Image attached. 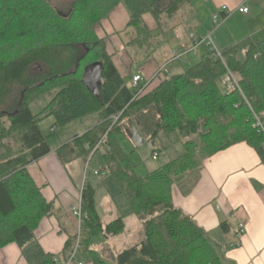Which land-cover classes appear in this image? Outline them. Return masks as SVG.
Returning a JSON list of instances; mask_svg holds the SVG:
<instances>
[{
	"label": "trees",
	"instance_id": "trees-1",
	"mask_svg": "<svg viewBox=\"0 0 264 264\" xmlns=\"http://www.w3.org/2000/svg\"><path fill=\"white\" fill-rule=\"evenodd\" d=\"M124 4L129 12L125 45L135 58L158 46L171 21L191 5L190 0H75L64 13L50 0H0V247H26L35 230L54 213L55 203L43 195L29 166L52 151L40 123L55 117L54 128L97 113L99 122L75 135L56 150L63 164L101 153L104 168L128 199L131 213L144 227V239L111 258L93 248L101 236H118L125 216L104 223L96 208V189L88 181L81 192L80 245L94 264H221V255L208 232L176 208L174 187L187 172L233 144L246 141L264 159V134L254 125L264 120V50L258 41L245 48L221 50L223 59L204 55L200 62L168 78H158L152 89L135 96L136 89L120 73L109 44L111 35L101 26ZM151 15L157 29L145 20ZM109 19V18H108ZM98 26V28H97ZM170 26V27H169ZM133 32V33H132ZM134 34V35H133ZM135 59V60H136ZM102 62V84L95 93L83 80L86 68ZM43 66L35 72L34 64ZM239 87L223 92L220 79L228 72ZM30 84H27L29 83ZM43 95L50 101L40 113L31 102ZM117 117V120L115 119ZM135 123L154 148L163 152L178 143L185 150L167 164L139 176L119 140ZM15 136V146L3 143ZM159 154V153H158ZM228 223L221 228L229 229ZM77 236H71L60 259L68 260ZM43 264H60L47 254Z\"/></svg>",
	"mask_w": 264,
	"mask_h": 264
},
{
	"label": "crops",
	"instance_id": "crops-1",
	"mask_svg": "<svg viewBox=\"0 0 264 264\" xmlns=\"http://www.w3.org/2000/svg\"><path fill=\"white\" fill-rule=\"evenodd\" d=\"M190 1L189 8L191 10L193 7V13L187 9L181 11L174 19L175 26L172 29L178 30L181 45L177 49L172 48L173 54L181 52L191 39L208 35H211L220 50L237 46L240 50L239 58L241 51L252 41L260 42L264 50V0H247L250 7L247 14L237 10L244 0ZM224 5L232 12L219 26H214L213 16L216 13L224 16ZM129 19V12L124 4H119L104 23L105 34L111 35V52H114L113 48L120 51L121 46L131 40L125 39L130 35L127 29ZM145 20L151 29H157L151 15H146ZM194 52L196 61L200 62L202 57L208 54V47L201 45ZM117 57H114L115 63ZM116 64L123 76L129 75V69L123 72L119 64ZM159 68L157 62L150 60L142 70L134 72L131 76L141 73L146 84H153L158 80L154 78ZM159 76L161 77V74ZM53 129L57 130L54 127ZM122 135L137 143L144 139L148 141L135 123L131 124L127 134ZM58 148H52L49 154L29 166V171L45 198L55 203L54 213L42 219L35 230L34 241L28 246L23 248L13 242L0 247V264H43L47 254L55 255L60 264H94L91 254L84 252L81 245L71 253L68 260L60 259L67 240L71 236L78 238L82 225L74 215L73 207H80L81 192L87 179L83 186L79 187L73 163L82 158L65 165L56 152ZM96 154L98 153H94L92 158L87 160L89 166ZM101 170L95 171L100 174ZM95 171L94 174L99 175ZM172 200L176 208L192 217L208 232L210 241L221 255V264H264V159L248 142H239L217 152L204 162L200 170L188 173L174 187ZM108 206L115 210L116 218L123 214L126 219L130 214L123 212L114 197L108 202ZM240 222L246 224V233L243 236L238 235ZM222 223L230 225L227 231L221 228ZM117 237L108 236L104 239L101 236V242L93 245V248L102 257L111 258L121 247ZM237 242L241 244L236 246ZM88 255L89 258H86Z\"/></svg>",
	"mask_w": 264,
	"mask_h": 264
},
{
	"label": "rangeland",
	"instance_id": "rangeland-1",
	"mask_svg": "<svg viewBox=\"0 0 264 264\" xmlns=\"http://www.w3.org/2000/svg\"><path fill=\"white\" fill-rule=\"evenodd\" d=\"M52 4L55 5L58 10L66 13L72 3L75 0H50ZM188 11L193 13V7H188ZM110 17V15H109ZM108 17V18H109ZM107 19L103 20L102 25L97 26V28L101 31V26L104 27V23L107 22ZM182 20V19H181ZM171 27L175 26V22L171 21ZM169 26V27H170ZM133 33V32H132ZM134 35V34H133ZM182 35V34H181ZM134 36L128 35L125 37L126 40L132 39ZM205 36L204 38H206ZM215 37V36H214ZM119 43V40H117ZM194 44V39L187 44L188 46H192ZM119 44H116V46ZM181 45V37L178 30H169L166 32L164 39L162 42L156 46L152 51H150L146 56L135 58V48L131 47L130 45H122L120 51L118 48H113L114 57L118 56L116 59V63L119 64L121 70L123 72L129 69V75H125L127 82L131 85L133 73L143 69V66L149 62L150 60H154L158 63L161 70V77L163 75L164 78L171 77L177 72L184 70L185 68L196 64L197 58H195L194 50L188 54L183 55L180 59H174L176 53L173 54L171 51L172 48H179ZM119 53V54H118ZM245 57V50L241 51V58ZM136 59V60H135ZM132 62V63H131ZM39 65L41 71L43 70V66L39 63L34 64ZM131 64V65H130ZM33 66V69H34ZM35 72L38 73L34 69ZM39 71V72H41ZM159 72V71H158ZM224 77H222L219 81L220 87L223 92H227V88L224 85ZM158 82L155 81L153 84L148 86V89H152L151 87L156 85ZM30 84V81L29 83ZM51 97L49 95H43L37 98L36 100L32 101L30 106L34 113H40L46 107L47 103L50 101ZM99 122V115L97 113L90 114L84 118L76 119L67 123L63 127L58 126L57 130L53 129L55 124V117L51 116H44L43 120L40 123V127L48 140L50 146L52 148H57L61 144L66 143L70 138L74 137L75 135L83 134L89 128L96 126ZM15 136L9 137L3 140V143L9 146H15ZM120 143L124 149V151L129 154L130 160L132 164L135 166V171L139 176H146L148 173L159 169L160 167L167 164L170 160L175 159L181 153L184 152L185 148L182 143H178L173 147L169 148L166 151L158 152L159 155L155 159L154 155V148L149 143V141H144L137 143L135 140H130V138L126 135H119ZM144 142V143H143ZM1 143V142H0ZM1 151V150H0ZM89 160V159H88ZM88 163V161H87ZM86 161L84 159H79L73 163V166L76 167V175L78 178L79 187L83 186L84 181H88L92 184L96 189V208L103 219L104 223H110L117 215H115L113 209L108 206V202L113 200H117L119 207L123 210V212H130L127 213V218L125 219V230L122 234L118 235L117 239L121 244L119 251L124 249L130 248L136 244H139L144 239V227L143 223L140 221L139 217L136 214L131 213V206L126 198V196L121 193V188L116 179L107 172L104 168V161L101 155L98 153L95 155V158L91 161L90 166H88V170L85 171ZM103 169V170H101ZM95 170H101L99 175H95ZM199 169H195L193 171H189L186 173L198 171ZM185 175V176H186ZM184 176V177H185ZM183 177V178H184ZM105 239V238H104ZM213 244V243H212ZM217 250V249H216ZM218 251V250H217ZM89 258V255L86 256Z\"/></svg>",
	"mask_w": 264,
	"mask_h": 264
},
{
	"label": "built area",
	"instance_id": "built-area-1",
	"mask_svg": "<svg viewBox=\"0 0 264 264\" xmlns=\"http://www.w3.org/2000/svg\"><path fill=\"white\" fill-rule=\"evenodd\" d=\"M237 10L241 13L247 14L250 12V7L247 4V0H244L243 3L237 8ZM222 11L224 12V16L221 15V13H216L213 16V24L214 26H219L221 24V22L224 20V18L226 16H228L232 10L229 9L228 6L224 5L222 7ZM201 45H205L208 47V51H209V55L211 57H213L214 59H223V55H222V51L217 48V46L214 44L211 35H208L206 38H200V39H194V44L192 46H188L186 45L185 47H183V49L181 50V52H177L176 53V57L174 59H180L181 57H183V55L188 54L191 51H195L197 50V48ZM161 74V70H159V72L157 73L156 76H159ZM155 76V77H156ZM143 77L141 73H137L133 76L132 78V86L134 88H136V94L135 96H139L144 90L145 88L148 86V84H150V82H148L147 84L143 81ZM224 85L227 88V91H232L234 90L236 87H239L238 84V79L236 78V76L232 73V72H228L225 76H224ZM255 119H254V125L255 127L258 128L259 131H261L264 134V120L262 119V117H260L259 115L255 114ZM115 119L117 120V117H115ZM100 146V143L96 146V148L94 149V151L92 152V154L89 157V160L92 158V155H94V153L96 152L97 148ZM158 156L157 153L154 154V158L156 159ZM89 163V161H88ZM87 163L86 169L85 171L88 170V166L89 164ZM96 174H99V171H95ZM73 213L74 215L79 219V223L80 225H82L81 222V217H82V211H81V204L80 207H73ZM238 235L243 236L246 233V224L244 222H240L238 224ZM80 232H81V227L79 229V234H78V239H77V245L74 249L73 252H75L79 247H80ZM241 243L237 242L235 245L239 246ZM74 255H72L73 258ZM82 264V263H79Z\"/></svg>",
	"mask_w": 264,
	"mask_h": 264
},
{
	"label": "water",
	"instance_id": "water-1",
	"mask_svg": "<svg viewBox=\"0 0 264 264\" xmlns=\"http://www.w3.org/2000/svg\"><path fill=\"white\" fill-rule=\"evenodd\" d=\"M34 69L38 72L41 71V68L38 64L34 66ZM102 69V62H96L89 65L85 71L83 80L95 93L99 91V88L102 84ZM139 137L141 136L139 135Z\"/></svg>",
	"mask_w": 264,
	"mask_h": 264
},
{
	"label": "bare ground",
	"instance_id": "bare-ground-1",
	"mask_svg": "<svg viewBox=\"0 0 264 264\" xmlns=\"http://www.w3.org/2000/svg\"><path fill=\"white\" fill-rule=\"evenodd\" d=\"M136 89V88H135Z\"/></svg>",
	"mask_w": 264,
	"mask_h": 264
}]
</instances>
